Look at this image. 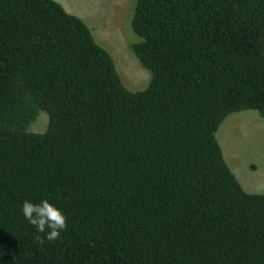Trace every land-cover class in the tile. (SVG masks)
<instances>
[{"label":"trees","instance_id":"16d2710c","mask_svg":"<svg viewBox=\"0 0 264 264\" xmlns=\"http://www.w3.org/2000/svg\"><path fill=\"white\" fill-rule=\"evenodd\" d=\"M130 26L140 91L58 1L0 0V264H264V193L217 137L264 118V0H136ZM41 199L56 241L22 215Z\"/></svg>","mask_w":264,"mask_h":264},{"label":"rangeland","instance_id":"374dc122","mask_svg":"<svg viewBox=\"0 0 264 264\" xmlns=\"http://www.w3.org/2000/svg\"><path fill=\"white\" fill-rule=\"evenodd\" d=\"M56 1L89 26L96 41L115 59L129 89L140 91L148 86L150 72L141 65L131 48L137 41L130 26L136 0ZM39 117L31 127L44 131L48 116L41 112ZM217 137L228 165L243 188L249 193H264V118L253 110L233 113L222 123Z\"/></svg>","mask_w":264,"mask_h":264},{"label":"clouds","instance_id":"9594fccd","mask_svg":"<svg viewBox=\"0 0 264 264\" xmlns=\"http://www.w3.org/2000/svg\"><path fill=\"white\" fill-rule=\"evenodd\" d=\"M21 212L24 219L38 233H44L48 241L60 239L61 234L67 229V215L49 199H41L38 202L25 200L21 206Z\"/></svg>","mask_w":264,"mask_h":264}]
</instances>
